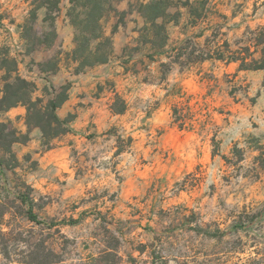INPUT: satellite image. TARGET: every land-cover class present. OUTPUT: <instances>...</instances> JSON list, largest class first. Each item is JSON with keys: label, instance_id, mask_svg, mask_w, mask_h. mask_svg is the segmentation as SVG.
Masks as SVG:
<instances>
[{"label": "rangeland", "instance_id": "rangeland-1", "mask_svg": "<svg viewBox=\"0 0 264 264\" xmlns=\"http://www.w3.org/2000/svg\"><path fill=\"white\" fill-rule=\"evenodd\" d=\"M150 1H118L101 21L111 58L78 72L69 0L51 11L0 0V64L44 102L49 84L69 85L57 115L72 118L44 145L38 129L27 133L24 106L0 116L29 137L13 158L0 152V264H264V70L170 63L198 33L186 34L184 9L165 52L153 53L140 15ZM215 8L233 50L264 26V0Z\"/></svg>", "mask_w": 264, "mask_h": 264}, {"label": "trees", "instance_id": "trees-1", "mask_svg": "<svg viewBox=\"0 0 264 264\" xmlns=\"http://www.w3.org/2000/svg\"><path fill=\"white\" fill-rule=\"evenodd\" d=\"M120 0H69L67 17L74 28V49L72 50V61L77 64L76 70L81 72L86 68L106 64L112 56L111 38L103 32L101 21L110 13L118 12L115 9ZM38 8L46 7L48 11L56 9L60 0H38ZM180 9L186 13L184 29L188 32L197 31V35L182 40L177 49L178 54L170 63H178L184 57L188 64L203 63L207 60L225 61L227 64L234 63L238 71H260L264 70V26L251 30L246 39L248 45L231 49L226 40L221 39L220 24L216 23L217 14L215 0H151L149 3L140 6V15L144 20L145 28L148 31L150 50L155 54L165 52L168 47L169 37L167 25H178L182 18ZM35 16L33 15V18ZM223 18V17H221ZM210 35L205 36V32ZM201 40H203L201 42ZM39 42V41H38ZM3 59L0 70L3 69L6 77L0 79V116L17 106L26 108L25 126L27 133L31 129H38L44 145L59 136L69 132L68 124L71 117L60 119L57 111L68 99L69 85L54 89L49 84L51 95L46 102L42 98H33L36 92L35 85L20 78L17 74L10 75L5 69ZM170 70V64H162ZM56 69L50 67L43 72H54ZM15 72V71H13ZM48 92L47 89L44 90ZM46 94V93H45ZM114 114H122L124 107L112 108ZM176 122L183 124V117L177 115L173 110ZM29 140L28 134L17 131L10 122H0V152L8 154L13 158L12 145L16 143L26 144ZM0 160V168H1ZM260 164L264 168V152L260 153ZM1 171V169H0ZM27 199H22L26 202ZM29 218L37 222V217L29 213ZM29 264H33L32 262ZM51 264V263H38Z\"/></svg>", "mask_w": 264, "mask_h": 264}, {"label": "crops", "instance_id": "crops-1", "mask_svg": "<svg viewBox=\"0 0 264 264\" xmlns=\"http://www.w3.org/2000/svg\"><path fill=\"white\" fill-rule=\"evenodd\" d=\"M28 182L33 186H39V182L33 176Z\"/></svg>", "mask_w": 264, "mask_h": 264}]
</instances>
